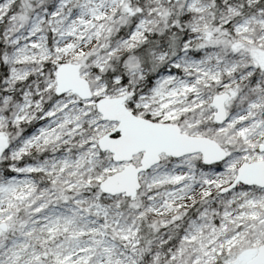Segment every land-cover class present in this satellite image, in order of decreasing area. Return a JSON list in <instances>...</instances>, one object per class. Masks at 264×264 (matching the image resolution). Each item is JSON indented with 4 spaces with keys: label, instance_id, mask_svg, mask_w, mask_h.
<instances>
[{
    "label": "snow or ice",
    "instance_id": "obj_1",
    "mask_svg": "<svg viewBox=\"0 0 264 264\" xmlns=\"http://www.w3.org/2000/svg\"><path fill=\"white\" fill-rule=\"evenodd\" d=\"M0 264H264V0H0Z\"/></svg>",
    "mask_w": 264,
    "mask_h": 264
}]
</instances>
